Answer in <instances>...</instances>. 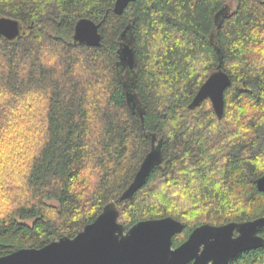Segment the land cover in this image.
I'll return each instance as SVG.
<instances>
[{
  "label": "trees",
  "instance_id": "16d2710c",
  "mask_svg": "<svg viewBox=\"0 0 264 264\" xmlns=\"http://www.w3.org/2000/svg\"><path fill=\"white\" fill-rule=\"evenodd\" d=\"M114 3L0 0V16L21 26L12 40L0 36V137L15 118L24 123L20 104L31 97L37 122L28 127L34 136L10 147L13 159L0 160V255L73 237L111 201L125 230L181 221L173 247L204 223L264 216L256 185L264 175V0H235L221 17L225 0H134L120 14ZM80 18L99 24L98 46L73 41ZM127 24L142 120L116 67ZM219 66L229 76L222 116L209 98L189 108ZM149 133L162 161L117 201L151 148ZM228 264H264V244Z\"/></svg>",
  "mask_w": 264,
  "mask_h": 264
},
{
  "label": "water",
  "instance_id": "95a60500",
  "mask_svg": "<svg viewBox=\"0 0 264 264\" xmlns=\"http://www.w3.org/2000/svg\"><path fill=\"white\" fill-rule=\"evenodd\" d=\"M134 0H115L114 12L122 13ZM127 24L121 33L116 67L125 68L128 81H124L127 104L143 119V112L134 92L135 51ZM99 24L89 18H80L73 30V41L90 46L100 44ZM21 26L15 18L0 16V36L8 40L20 34ZM229 76L220 66L199 87L189 104L196 107L209 98L218 117L223 114V93ZM151 148L143 158L132 182L117 201L133 196L145 183L150 171L162 161L161 141L149 133ZM264 192V175L256 181ZM116 201L107 203L96 218L84 225L73 237L62 236L39 248H21L0 255V264H228L243 251L259 248L264 238V216L243 222L221 225L204 223L195 227L188 238L176 247L172 237L183 229L181 221L172 216L140 220L127 230L118 222Z\"/></svg>",
  "mask_w": 264,
  "mask_h": 264
},
{
  "label": "rangeland",
  "instance_id": "374dc122",
  "mask_svg": "<svg viewBox=\"0 0 264 264\" xmlns=\"http://www.w3.org/2000/svg\"><path fill=\"white\" fill-rule=\"evenodd\" d=\"M225 5H226V8L223 7L224 9L219 12V17H221L222 15L228 13V9L232 10L235 7V5H236L235 4V0H225ZM118 72H119L120 77L122 78V80L128 81V77L126 75L127 72H126L125 68L119 70ZM30 99L31 100H35V99H33V97H31ZM30 99H28V101L26 99L25 102L20 104L26 110V111H24V112H26V115L22 114L20 116V118H21V122L22 123L24 122L23 124H24V126L27 129H24L23 127H21L23 124H20V125L17 124L18 118H15L14 120L11 121L10 125L12 127L10 129H8L9 131H7L6 133L4 131L3 135L5 134V136H1L0 137V144H2L0 146V148H4V152L6 151L5 154L3 153V155L0 156V160H5V161L10 162L13 159V157H14V154L10 151L11 150L10 147L11 148L15 147L17 149L20 146V144L24 145V142H23L24 140L23 139H27V138L31 137L32 135L34 136L35 133L37 132L36 126H35V128L31 127V128L28 129V127L31 126L34 122L37 123L36 120H34L31 117V115H30V114H32L34 112V108H35L34 107L35 103L31 102ZM27 102H29V103H27ZM38 110H39V108H37V106H36L35 112H38ZM19 112H21V110ZM19 112H17V114ZM21 113H23V112H21ZM25 123H27V125ZM33 128L36 130V132H35V130ZM13 130H16V131H13ZM16 132H18L19 136H21V137L18 138L17 137L18 135H16ZM26 145L24 146V151H25V153L27 155ZM30 146L32 147L33 143H31ZM5 147H6V149H5ZM26 155H24L22 158H24ZM12 162H15V161H12ZM1 206H3V205H1Z\"/></svg>",
  "mask_w": 264,
  "mask_h": 264
},
{
  "label": "flooded vegetation",
  "instance_id": "af4514ba",
  "mask_svg": "<svg viewBox=\"0 0 264 264\" xmlns=\"http://www.w3.org/2000/svg\"><path fill=\"white\" fill-rule=\"evenodd\" d=\"M188 238V237H187Z\"/></svg>",
  "mask_w": 264,
  "mask_h": 264
}]
</instances>
